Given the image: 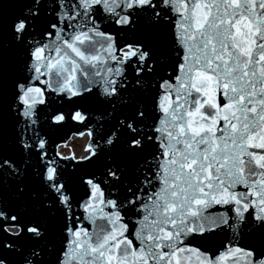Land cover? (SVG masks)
Listing matches in <instances>:
<instances>
[{"label": "snow or ice", "instance_id": "obj_1", "mask_svg": "<svg viewBox=\"0 0 264 264\" xmlns=\"http://www.w3.org/2000/svg\"><path fill=\"white\" fill-rule=\"evenodd\" d=\"M0 264H264V0H0Z\"/></svg>", "mask_w": 264, "mask_h": 264}, {"label": "rangeland", "instance_id": "obj_2", "mask_svg": "<svg viewBox=\"0 0 264 264\" xmlns=\"http://www.w3.org/2000/svg\"><path fill=\"white\" fill-rule=\"evenodd\" d=\"M81 146L82 145L80 139L78 137H74L68 144H66V146L62 147V151L66 152L67 149H71L76 153V155L79 156L81 154H84Z\"/></svg>", "mask_w": 264, "mask_h": 264}, {"label": "water", "instance_id": "obj_3", "mask_svg": "<svg viewBox=\"0 0 264 264\" xmlns=\"http://www.w3.org/2000/svg\"><path fill=\"white\" fill-rule=\"evenodd\" d=\"M82 130L83 129H80L77 126H69L66 134L64 135V141L66 142L72 135H74L75 132L82 131Z\"/></svg>", "mask_w": 264, "mask_h": 264}, {"label": "bare ground", "instance_id": "obj_4", "mask_svg": "<svg viewBox=\"0 0 264 264\" xmlns=\"http://www.w3.org/2000/svg\"><path fill=\"white\" fill-rule=\"evenodd\" d=\"M82 141H83V139H82Z\"/></svg>", "mask_w": 264, "mask_h": 264}]
</instances>
